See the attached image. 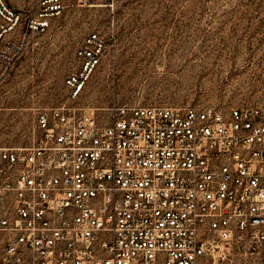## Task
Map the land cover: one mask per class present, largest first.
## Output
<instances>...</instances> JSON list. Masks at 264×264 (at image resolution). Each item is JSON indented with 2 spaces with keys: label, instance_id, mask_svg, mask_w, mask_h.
<instances>
[{
  "label": "built area",
  "instance_id": "obj_1",
  "mask_svg": "<svg viewBox=\"0 0 264 264\" xmlns=\"http://www.w3.org/2000/svg\"><path fill=\"white\" fill-rule=\"evenodd\" d=\"M65 0H0V83ZM114 34L88 33L66 101L0 142V264H264V103L77 104Z\"/></svg>",
  "mask_w": 264,
  "mask_h": 264
},
{
  "label": "rangeland",
  "instance_id": "obj_2",
  "mask_svg": "<svg viewBox=\"0 0 264 264\" xmlns=\"http://www.w3.org/2000/svg\"><path fill=\"white\" fill-rule=\"evenodd\" d=\"M94 31L115 40L76 103L100 114L113 102L264 103V0H65L0 83L1 143L28 145L37 111L66 101L75 50Z\"/></svg>",
  "mask_w": 264,
  "mask_h": 264
}]
</instances>
